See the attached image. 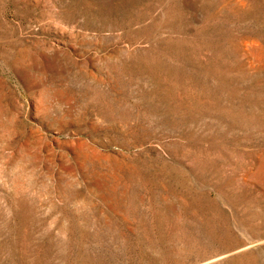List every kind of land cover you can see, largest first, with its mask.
<instances>
[{"label": "rangeland", "instance_id": "obj_1", "mask_svg": "<svg viewBox=\"0 0 264 264\" xmlns=\"http://www.w3.org/2000/svg\"><path fill=\"white\" fill-rule=\"evenodd\" d=\"M0 264H264V0H0Z\"/></svg>", "mask_w": 264, "mask_h": 264}]
</instances>
